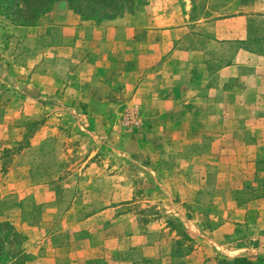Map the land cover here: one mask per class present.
I'll return each mask as SVG.
<instances>
[{"label": "rangeland", "instance_id": "374dc122", "mask_svg": "<svg viewBox=\"0 0 264 264\" xmlns=\"http://www.w3.org/2000/svg\"><path fill=\"white\" fill-rule=\"evenodd\" d=\"M189 1L186 33L150 51L203 52L196 103L213 113L187 116L137 108L118 81L86 95L84 38L52 49L68 15L85 21L66 2L26 27L0 12V223L80 254L103 246L86 264H264V0ZM238 14L241 27L204 25Z\"/></svg>", "mask_w": 264, "mask_h": 264}, {"label": "crops", "instance_id": "0c3cea01", "mask_svg": "<svg viewBox=\"0 0 264 264\" xmlns=\"http://www.w3.org/2000/svg\"><path fill=\"white\" fill-rule=\"evenodd\" d=\"M183 1L191 7L189 0ZM186 10L187 7L184 11L180 5V0H150L139 14L108 21L109 26L91 21L80 22L68 15L63 22L65 26L58 28L59 38L55 39L52 49L56 58H60L64 53L83 47L81 41L74 43L76 34L84 38V60L81 64L84 67V93L92 99L101 93L102 97L104 92H111V84L118 81L124 88L121 85L117 90L123 88L120 92L125 98H131L130 103L137 108L147 105L152 114L187 116L213 113L196 103L200 93L206 91L207 81L201 73L200 56L203 52L177 48L164 59L151 60L152 49H159L167 41L172 42L176 33H186L190 24ZM211 23H231L241 27L245 16L238 14L214 22L206 21L204 25ZM138 72V79L133 81ZM133 82L135 85L131 84ZM207 90L214 93L212 89ZM187 98H194L193 104L190 105ZM258 201L260 199L254 202ZM12 225L19 226L20 222ZM53 236V231L47 232L44 228L27 236L26 248L31 249L33 254L27 264H73L76 255L84 257L83 263L86 264L102 256L103 246L97 244L91 245L82 254L65 245L51 247L49 242ZM65 259L71 260L68 262Z\"/></svg>", "mask_w": 264, "mask_h": 264}, {"label": "trees", "instance_id": "16d2710c", "mask_svg": "<svg viewBox=\"0 0 264 264\" xmlns=\"http://www.w3.org/2000/svg\"><path fill=\"white\" fill-rule=\"evenodd\" d=\"M149 0H0V12L17 26L34 25L55 3L66 2L85 21L101 22L113 19L125 11L146 6ZM247 45L248 41L240 42ZM26 237L11 224L0 223V264H27L32 256L25 249ZM235 262L249 264L245 259Z\"/></svg>", "mask_w": 264, "mask_h": 264}]
</instances>
